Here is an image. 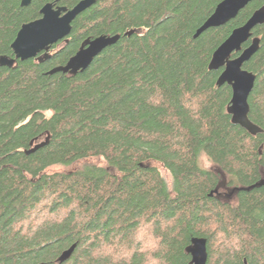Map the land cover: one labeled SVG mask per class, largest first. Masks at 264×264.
<instances>
[{"label":"trees","instance_id":"1","mask_svg":"<svg viewBox=\"0 0 264 264\" xmlns=\"http://www.w3.org/2000/svg\"><path fill=\"white\" fill-rule=\"evenodd\" d=\"M55 1L0 0V57ZM222 1L96 0L51 58L0 67V264H60L74 244L63 264H190L193 238L207 239V264H264V186L210 196L264 178V25L244 65L257 76L249 118L263 133L233 124L232 88L209 68L264 0L196 37ZM102 35L121 37L87 70L49 74Z\"/></svg>","mask_w":264,"mask_h":264},{"label":"water","instance_id":"2","mask_svg":"<svg viewBox=\"0 0 264 264\" xmlns=\"http://www.w3.org/2000/svg\"><path fill=\"white\" fill-rule=\"evenodd\" d=\"M254 0H223L219 3L213 14L197 30L196 37L205 31L226 25L235 19L239 13ZM32 0H22L23 7L29 6ZM56 0L48 3L40 11L41 17L35 21L24 24L18 32L11 48L13 57H0V67L13 68L17 61L38 59L40 62L48 60L52 55V47L67 38L72 31V24L85 11L91 8L96 0H82L73 8L60 6ZM264 25V6L256 10L248 22L236 28L232 34L214 52L210 70H223L218 80V86L229 85L232 88V99L228 107V113L232 116V122L240 126L252 135L263 133V130L255 125L249 118V98L254 90L257 76L253 72L244 69V65L258 52L260 39L253 38V31ZM135 31H130L125 36L130 37ZM120 35H102L96 38H88L81 45L79 51L64 66L54 68L49 74L63 73L76 76L87 70L94 60L104 50L115 45L120 40ZM250 40L251 44L244 47ZM235 53L239 55L233 57ZM48 144L45 141L31 142V149L27 151L30 155ZM264 186V178L257 184L249 187H235L229 190L227 198L230 199L242 191H251L257 187ZM219 186L210 196L220 198ZM76 249V244L65 250L58 259L60 264L70 260ZM191 256L190 264H207L208 248L207 239L193 238L191 245L186 249Z\"/></svg>","mask_w":264,"mask_h":264},{"label":"rangeland","instance_id":"3","mask_svg":"<svg viewBox=\"0 0 264 264\" xmlns=\"http://www.w3.org/2000/svg\"><path fill=\"white\" fill-rule=\"evenodd\" d=\"M61 46L62 45H60L59 47H61ZM200 165L204 169L215 171V172H219V169L206 156H202L200 158ZM163 174L165 175L169 186H171L172 185V180L169 178L168 173L167 172H163ZM220 193L222 194V200H227L228 199L226 196L229 193V190H226L223 187H221L220 188Z\"/></svg>","mask_w":264,"mask_h":264},{"label":"flooded vegetation","instance_id":"4","mask_svg":"<svg viewBox=\"0 0 264 264\" xmlns=\"http://www.w3.org/2000/svg\"><path fill=\"white\" fill-rule=\"evenodd\" d=\"M21 1H22V0H21ZM21 3H22V2H21ZM221 186H222L224 189H226V190H230V189L227 187L226 182H223ZM226 197H227V196H226ZM219 199H222V194H221V196H220Z\"/></svg>","mask_w":264,"mask_h":264}]
</instances>
